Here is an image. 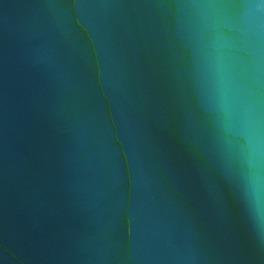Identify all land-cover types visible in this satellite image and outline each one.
Here are the masks:
<instances>
[{
	"label": "water",
	"instance_id": "obj_1",
	"mask_svg": "<svg viewBox=\"0 0 264 264\" xmlns=\"http://www.w3.org/2000/svg\"><path fill=\"white\" fill-rule=\"evenodd\" d=\"M0 264H264V0H0Z\"/></svg>",
	"mask_w": 264,
	"mask_h": 264
}]
</instances>
